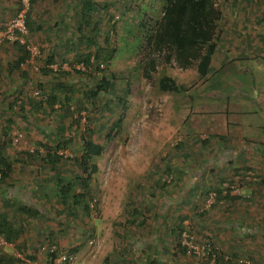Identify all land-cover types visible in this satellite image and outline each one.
Listing matches in <instances>:
<instances>
[{
    "label": "rangeland",
    "instance_id": "rangeland-1",
    "mask_svg": "<svg viewBox=\"0 0 264 264\" xmlns=\"http://www.w3.org/2000/svg\"><path fill=\"white\" fill-rule=\"evenodd\" d=\"M78 1H35L32 11L34 31H28L21 42L30 51V57L22 65L25 75L10 69L17 57L11 42L0 44V142L4 141L2 131L7 121L12 120L11 142L6 148L10 158L17 157L18 152L37 149V141L49 143L61 122L67 127V136L75 133L69 126L71 120L60 115L58 105L53 112L45 109L22 118L16 108L8 109V103L18 93L28 99L45 94L55 74H42L41 69L45 67L67 72L64 79L67 84L82 88L90 85L86 73L73 72H85L84 64L66 47V39L75 37ZM111 1L116 4V9ZM127 1L96 0L99 4L97 15L103 19L97 40L103 41L105 31L102 30H107L114 20L116 25L114 32L108 31L110 43L116 47L108 70L118 79L117 93L125 85L130 91L119 108L112 112L100 110L92 121L87 122L90 128L93 127V140L104 146L102 154L92 160L97 171L90 181L93 200H89V214L77 207L69 206V210L59 202L55 196V174L42 161L33 165L16 163L11 177L5 183L0 182V211H5L17 227H22L23 233L14 241V249L0 251L19 260L17 264H30L29 257L35 250L42 249L46 264L45 253L51 245L66 252L70 242L65 243L72 240V244L81 247L76 251L80 255L74 254L75 264H81L79 258L92 261V264H103L106 262L105 250L121 246L134 248L136 252L140 245L147 243L164 246L165 264H202L198 254H202V246L209 239L218 252L236 255L226 264H264V0H256L260 4L257 10L247 9L246 16L250 19L254 18L255 11L258 12L256 22L246 24L239 20L234 27L228 24L227 0H217L222 9L223 29L218 42L226 39L228 34L233 35V41L231 49L227 50L225 45L219 48L231 56L225 58L227 64L217 69L213 66L207 81L197 78L194 67L184 69L176 65H160L149 80L143 78L137 65L141 56L139 36L135 33L145 17L144 12H150L149 8L154 4H149L148 0ZM18 3L19 0H0V26L14 17ZM120 3L127 4L129 9L122 13ZM38 25L41 28H37ZM81 49L87 50L83 46ZM52 53L55 56L53 63L48 64L47 56ZM66 57L70 61L64 60ZM221 57L219 54L215 64L222 60ZM163 74L183 84L186 92L160 91L158 79ZM202 89L204 94L200 95ZM197 92L199 95L195 96ZM104 100L106 97L99 99L98 104ZM196 101L203 103L209 111L213 102L222 103V106L229 102L239 105L241 121L229 126L230 131L217 130V123L211 125L225 135L229 132L236 135L237 140H241V147L234 146L235 140L231 143L211 135L208 143L200 142V136L206 134L200 133L203 127L197 130L200 123H196L195 117L210 116L195 109ZM86 114L81 112L83 125ZM120 117V128L106 141V132ZM222 123L219 128H223ZM72 145L77 149L79 141ZM248 145L257 147L256 151L250 153ZM63 152L64 157L73 155L70 148ZM242 166L251 171L242 170L239 174L244 177L239 178L233 169ZM59 168L63 177L80 174V167L73 161L61 163ZM230 180L233 184H229ZM214 187L230 188V195L240 198L216 203V197L212 196ZM20 202L32 205L39 215L23 214L16 206ZM134 209L141 211L145 226L138 224L139 217L137 223L130 222L136 216ZM182 216L186 217L182 222L185 232L178 238L176 227ZM45 227L58 232L54 243L47 240L49 237L42 230ZM174 228L175 234L171 232ZM178 241L193 248L195 254L180 253ZM29 242L31 246L34 244L35 250L28 254ZM86 248L90 251H85ZM18 253L20 256L16 255ZM128 253L125 252L124 257Z\"/></svg>",
    "mask_w": 264,
    "mask_h": 264
},
{
    "label": "trees",
    "instance_id": "trees-1",
    "mask_svg": "<svg viewBox=\"0 0 264 264\" xmlns=\"http://www.w3.org/2000/svg\"><path fill=\"white\" fill-rule=\"evenodd\" d=\"M35 1L29 0V5L25 11L24 21L27 34L28 31H34L35 21L32 18V11ZM119 1L128 2L127 0ZM148 2L149 4L152 2V5L154 4L155 6L157 4L158 7L153 5L149 8L150 12H144L145 17L140 22L135 33L136 36H139L138 50L141 58L137 65L141 70L142 77L149 80L160 65L168 67L176 65L184 69L194 67L197 78L207 81V76L211 73L212 57L217 49L218 38L222 30L220 21L222 9L217 4V0H148ZM18 4V9L14 16L23 9L21 0H19ZM111 4L114 3L111 1ZM98 5L96 0H79L76 2L75 37L66 39V47L74 54V58L76 57L80 60L79 62L84 64L85 68L83 73L81 71L73 72L80 75H85L86 73V76L90 79V85L82 88L77 85L67 84L64 81L68 75L67 72L52 71L49 67H45L41 69L42 74L47 76L55 72L52 75L53 83L45 94L40 93V97L28 99L18 93L8 103V109L14 110L16 108L22 118H28L32 112L39 113L45 109L53 112L56 110L55 106L58 105L60 115L71 120L69 126L74 128L75 133L67 136V127L61 122L56 126V131L52 134V139H50L49 143L37 141V149L31 152H18L17 157L10 158L6 153L7 144L11 142L9 140V131L12 120H9L2 131L4 141L0 142V182L5 183L11 177L16 163L33 165L37 161H42L55 174V196L59 202L63 206H67L69 210V206L77 207L86 214H89L91 210L89 200H93L90 181L92 175L97 171V166L92 160L100 156L104 150L102 144L93 140L94 130L93 127L90 128L87 122L92 121L96 116V112L100 110L112 112L115 108H119L130 91L129 87L125 85L121 92L117 93L116 84L118 79L108 70L116 54V47L110 43L108 31L110 30V33L114 32L116 25L114 20L107 30H102L105 31L103 41L97 40V36L101 32L99 24L103 20L101 16L97 15ZM113 6L115 7L114 9L117 8L116 4ZM107 7L108 4L105 5V8ZM120 9L123 13L129 9V6L120 3ZM143 11L141 15H143ZM111 14H109L110 17H113V14ZM37 28L41 27L38 25ZM3 42H7V40L1 41L0 44ZM11 44L17 52V57L10 64V69L19 71L20 75H25L22 65L30 57V51L27 49L26 44L21 43L19 40H15ZM82 46L86 47L87 50L83 51L81 49ZM54 57L53 53L47 56L46 61L48 64L53 63ZM64 60L70 61L67 57ZM100 71L103 73L101 74ZM38 85L42 86L40 83ZM158 88L162 92H186V87L183 84L177 83L173 77L167 74L159 77ZM104 97H106V100L99 105V99H104ZM71 105H73V108L70 109ZM27 106L29 107L28 109ZM83 111L87 113L85 125L81 123V112ZM121 117L112 122L105 134L106 141L110 140L115 131L120 128ZM214 136L219 138V140H226L228 137V141L231 142L233 140L229 134H215ZM208 139H202L200 142L206 144ZM75 141H79L77 149L72 148V144ZM69 148L72 150L73 155L64 157L63 151ZM40 149L43 151H40ZM69 161L78 164L80 167L79 175H72L71 177H63L61 175L59 165ZM233 170L238 174L242 170L251 171L246 166H242V168L234 167ZM239 176V178L244 177L241 174ZM229 184H233V181L230 180ZM212 190L216 195V203L240 198V196L236 195L231 196L230 188L214 187ZM44 194L47 193L45 192ZM16 206L18 210L27 216L37 217L39 215V211L32 205L29 206L20 202ZM133 212L136 216L130 222L134 221L133 223H137L140 218L138 224L145 226L146 221L144 217H141V211L134 209ZM185 218L183 216L180 217L179 226L177 225L176 227V229L178 228V238L185 232V228L182 225ZM171 232L175 234V228ZM0 234L10 242L17 240L22 234V227H16L5 211H0ZM177 245L180 253L185 255H188V253H191V255L195 254L194 249L188 245H181L179 241ZM55 249V252L47 250L50 258H53L57 251H60L58 246ZM202 250V254H198L202 264H226V262L231 261L236 256L233 253L227 254L225 251L218 252L216 245L209 239L205 241ZM159 252L160 250H156V256L154 254L152 258L149 254L148 257L150 259H148L147 264H156ZM17 262L19 260L12 257V255L0 251V264H17Z\"/></svg>",
    "mask_w": 264,
    "mask_h": 264
},
{
    "label": "crops",
    "instance_id": "crops-1",
    "mask_svg": "<svg viewBox=\"0 0 264 264\" xmlns=\"http://www.w3.org/2000/svg\"><path fill=\"white\" fill-rule=\"evenodd\" d=\"M255 2H256V0H227L225 3L227 5L226 9L228 10V24L230 26H233L239 20L245 22L246 24H248V22H250V24H253L254 22H256L258 20V17H255V14H257L258 12L255 11L254 14H252V15H254V18L250 19V18H248L246 16L247 9L251 8V9H253V11L258 9V6L260 4L257 3V2L255 3ZM238 10L240 12H237ZM250 26H252V25H250ZM219 41H221V42L220 43L218 42L219 44H217V49H216V51H215V53H214V55L212 57L211 70H212L213 66H215V69H217L219 66L227 64L226 63V59H227V57L231 56V53L225 52V51H220L219 48L222 45H225L227 50L231 49V44L230 43L233 41V35H229L228 34L226 39L219 40ZM219 54H221L223 56V57H221L222 60L217 62V64H215L214 60L216 58H218ZM207 77L209 78V75ZM202 85H200V86H202ZM195 89L197 90L198 88H195ZM200 91H201L200 95H203L204 94L203 93V89L200 90ZM197 95H199V92H197L195 94V96H197ZM202 105H204V104L203 103H199V102L196 101V108L195 109H198V111H200V113H204L206 115L208 114L210 116V117H203V115H201V116H196L195 117L196 123H200L199 127H197V130L203 127L204 128V130H203L204 133L201 132L200 130H198V131H200V133H202V134H206L205 137L200 136V138H202V139L208 138V137H210V135L214 136L216 133L225 135L226 133H221V132H219L217 130L221 129V131H223L225 129L223 132H228V131L231 130L229 128V126H231L234 123H240V121H241V120H239V115H238V114H241V111H240L239 105L236 104V103H230L229 102V103L225 104L224 106H222V103L218 104V103H214L213 102L210 111L206 107H203ZM211 123H217V127H215V128H217V130L213 128ZM221 123H222V127L223 128H219L218 127V125L220 126ZM226 123H227V125H226ZM207 133H208V135H207ZM229 135L231 136V138L233 140H235V143H233L234 146L235 145H239L241 147V143L239 142L241 140H237V136L234 135V134L232 136L231 132H229ZM233 140L231 141V143L234 142ZM247 147L250 150V153L251 152H255L256 149H257V147L256 148L255 147H251L250 148V145H248ZM8 217H9L10 220H12L10 218V216H8ZM63 223H65V222H63ZM42 230L46 233L45 236L49 237V238H47V240H49V243H54V239L57 238V234L56 233H58V232L52 231L51 229H49V227H45ZM19 237H21V234H20ZM134 239H136V238L134 237ZM133 241H136V240H133ZM31 242H29L28 245H27L28 247H27L26 250L28 251V254H29L30 250L31 251L35 250V248L33 246L34 244L32 243V246H31V244H30ZM71 242H72V240L66 241L65 245H67V243H69V245L67 247L68 250L65 253H70L73 256L76 253L78 255H80V252H76V251L81 250L80 245L77 244V243H73L72 244ZM62 244L64 245V243H62ZM30 246H31V249H30ZM140 246L141 247H138V249H137L139 251H136V252H134V250H135L134 248H131V249L129 248L130 249V251H129V249H126V248L121 247V246H119V247H117L115 249L111 248L108 251L105 250L104 251L105 252L104 256L106 258V260H105L106 262L103 263V264H147V262L149 261L148 259H150L148 257L149 254L151 255V258H152V256L156 253V250H160L159 254L157 255L156 264H165L164 263L165 262V258L162 256L163 252H164V246L163 245L162 246L161 245H157V247H156L154 245L146 243L145 245H140ZM130 247H132V246H130ZM43 249H45V247H43ZM41 250L42 249L35 250L33 255L31 257H29L32 260V261H29L30 264H45V262H44V260H45L44 258L45 257L41 253ZM84 250L85 251H90L89 248H86ZM123 250H125V251H123ZM109 251H111V252L109 253ZM125 252H129L128 256H126V257H124ZM133 253H134V255H132ZM45 254L47 256V259H46L47 263L46 264H50L51 263V258L48 256L47 251H46ZM155 256H156V254H155ZM78 260L81 261V264H92V261L89 262V260H86V259H80L79 258ZM75 262H76V259H75V256H74L73 261L70 264H75Z\"/></svg>",
    "mask_w": 264,
    "mask_h": 264
},
{
    "label": "built area",
    "instance_id": "built-area-1",
    "mask_svg": "<svg viewBox=\"0 0 264 264\" xmlns=\"http://www.w3.org/2000/svg\"><path fill=\"white\" fill-rule=\"evenodd\" d=\"M23 4V9H21L16 16L11 18L9 21L0 26V42L7 40L13 42L19 40L22 42L24 36L27 34V29L25 26V11L29 5V0H21ZM212 196H216L215 193H212ZM9 248L14 249L15 243L6 240V238L0 234V249ZM50 251L55 252V246L51 245L49 248ZM20 256V254H16ZM74 256L70 253H65L57 251L53 258H51L50 264H70L73 261Z\"/></svg>",
    "mask_w": 264,
    "mask_h": 264
}]
</instances>
